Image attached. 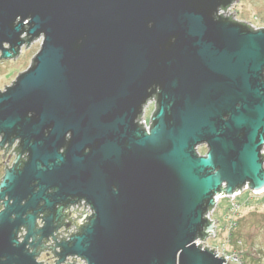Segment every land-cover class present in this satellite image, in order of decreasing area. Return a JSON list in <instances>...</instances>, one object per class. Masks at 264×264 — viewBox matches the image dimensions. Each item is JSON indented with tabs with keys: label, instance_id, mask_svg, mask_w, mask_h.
Returning a JSON list of instances; mask_svg holds the SVG:
<instances>
[{
	"label": "water",
	"instance_id": "95a60500",
	"mask_svg": "<svg viewBox=\"0 0 264 264\" xmlns=\"http://www.w3.org/2000/svg\"><path fill=\"white\" fill-rule=\"evenodd\" d=\"M234 1L0 0V58L42 39L0 90V147L18 142L0 264L48 247L55 264H239L197 242L217 196L264 190V27ZM62 225L79 231L47 245Z\"/></svg>",
	"mask_w": 264,
	"mask_h": 264
},
{
	"label": "rangeland",
	"instance_id": "374dc122",
	"mask_svg": "<svg viewBox=\"0 0 264 264\" xmlns=\"http://www.w3.org/2000/svg\"><path fill=\"white\" fill-rule=\"evenodd\" d=\"M227 12H235L237 21L251 23L257 28L264 27V0H238L230 5ZM41 40L40 38L28 46H23L16 57L0 58V90L11 84L19 73L29 67L40 49ZM152 102L145 110L147 120H150L155 109V103ZM198 152L205 154L207 147L199 146ZM214 207L210 217L216 219L217 231L214 236L210 235L205 240V244L218 248L222 253H240L243 264H264V190L254 192L250 189L234 197H223ZM238 219L239 225L233 231L232 227Z\"/></svg>",
	"mask_w": 264,
	"mask_h": 264
},
{
	"label": "built area",
	"instance_id": "2783aa9c",
	"mask_svg": "<svg viewBox=\"0 0 264 264\" xmlns=\"http://www.w3.org/2000/svg\"><path fill=\"white\" fill-rule=\"evenodd\" d=\"M235 2V1H234ZM233 3V2H232ZM232 5V4H231ZM228 8H230V6L229 7H227L226 8V10L228 9ZM220 13L222 14V13H224V9H221L220 10ZM228 13V12H227ZM251 24V23H250ZM254 28H257L256 26H254L253 24H251ZM152 101H150L149 103H151ZM148 103V104H149ZM152 103H154V101L152 102ZM148 106V105H147ZM147 106H146V108H147ZM146 108H145V110H146ZM145 114H146V111H144V114L141 116V120H140V122L141 123H144V127H146V128H149L150 127V120L148 119H146V117H145ZM242 191H245V190H250V188L248 187V185L246 184L242 189H241ZM241 191V192H242ZM263 191V190H262ZM261 191V192H262ZM240 193H237V194H235V195H233V197L234 196H237V195H239ZM222 197H224V196H222V195H220V196H217V203H219V201H220V199L222 198ZM85 204H86V201H81V203L79 202V203H77V204H74V205H72V206H70V209L72 210V211H76L77 213H78V215H82L83 214V212H79V211H77V209L78 210H80V211H84L85 210V213H87V215L89 216V215H91L92 213H93V210L91 209V206L89 205V204H86V206H85ZM79 205H81V206H79ZM217 205V204H216ZM215 207H213L212 209H211V211L214 209ZM210 210L207 212V214H206V216H207V218L209 219V220H213L211 217H210ZM66 230V227H63L62 228V231L60 232V236H59V239L60 238H63V236H66V239H69L70 238V236L68 235L70 232H72V230H73V233H76V232H78L79 231V228H77V226L76 225H72V226H70L69 228H67V230ZM216 231H217V227H216ZM198 245L200 244V243H202V247L203 248H205V246H207L206 244H205V240H201V239H199L198 241ZM51 243H53V241L51 240ZM207 247H210V248H214L215 250H216V252H217V255H220V256H225V258H226V260H233V261H235V262H238V263H240V264H243V261H242V255H240V253H238V252H234V253H229V252H225V253H222V252H220V250H218V248H216V247H212V246H207ZM73 258H76V262H77V264H85L86 263V261L85 260H83V259H81V258H79V257H77V256H70L69 258H68V262L69 261H73L72 259Z\"/></svg>",
	"mask_w": 264,
	"mask_h": 264
},
{
	"label": "flooded vegetation",
	"instance_id": "af4514ba",
	"mask_svg": "<svg viewBox=\"0 0 264 264\" xmlns=\"http://www.w3.org/2000/svg\"><path fill=\"white\" fill-rule=\"evenodd\" d=\"M8 143L5 144L4 147H0V172H1V176H0V180L2 179L4 172H5V168L7 166H11V164L14 161L15 156L17 155V146H18V142L16 141L12 146L9 147V150L7 151V147H8ZM10 157V159H9ZM2 205H0V210L2 209ZM45 214V212H42L39 214L38 218L36 219V223L37 226H41L42 225V216ZM72 219H65L63 221V223H69L71 222ZM87 222V221H85ZM65 227V225H62L58 231L55 233L56 234V239L53 240L52 238L50 239L49 242H47V245H51L54 244L56 241H60L61 239H59L60 236V232L62 231V228ZM19 239L22 240L23 239V231L19 232ZM51 240L53 241V243H51ZM69 258V257H68ZM68 258L65 262L61 263V264H66L68 262ZM36 259L44 264H55V262L57 261L58 257L55 255V253L52 251L51 248L48 247V249H45L43 251L40 252V254L36 257Z\"/></svg>",
	"mask_w": 264,
	"mask_h": 264
},
{
	"label": "trees",
	"instance_id": "16d2710c",
	"mask_svg": "<svg viewBox=\"0 0 264 264\" xmlns=\"http://www.w3.org/2000/svg\"><path fill=\"white\" fill-rule=\"evenodd\" d=\"M246 191V190H245ZM224 197H226V196H224ZM223 198V197H222ZM240 219V218H239ZM239 219H238V221L236 222V224H235V226L234 227H232V229H233V231L238 227V225H239ZM232 231V232H233ZM234 234L232 233V235L231 236H233ZM232 238V237H231ZM238 242V241H237ZM245 251V250H244Z\"/></svg>",
	"mask_w": 264,
	"mask_h": 264
},
{
	"label": "bare ground",
	"instance_id": "6f19581e",
	"mask_svg": "<svg viewBox=\"0 0 264 264\" xmlns=\"http://www.w3.org/2000/svg\"><path fill=\"white\" fill-rule=\"evenodd\" d=\"M230 197V196H229Z\"/></svg>",
	"mask_w": 264,
	"mask_h": 264
}]
</instances>
